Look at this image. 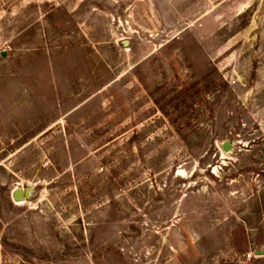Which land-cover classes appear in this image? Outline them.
<instances>
[{"label": "rangeland", "instance_id": "374dc122", "mask_svg": "<svg viewBox=\"0 0 264 264\" xmlns=\"http://www.w3.org/2000/svg\"><path fill=\"white\" fill-rule=\"evenodd\" d=\"M0 264H264V0H0Z\"/></svg>", "mask_w": 264, "mask_h": 264}, {"label": "water", "instance_id": "95a60500", "mask_svg": "<svg viewBox=\"0 0 264 264\" xmlns=\"http://www.w3.org/2000/svg\"><path fill=\"white\" fill-rule=\"evenodd\" d=\"M231 143L230 142H225L223 143V149L225 151H228L231 147ZM31 190L32 188H27L26 190H22L20 188L16 189L13 193V196L16 200H21V199H25V198H30L31 197Z\"/></svg>", "mask_w": 264, "mask_h": 264}, {"label": "bare ground", "instance_id": "6f19581e", "mask_svg": "<svg viewBox=\"0 0 264 264\" xmlns=\"http://www.w3.org/2000/svg\"><path fill=\"white\" fill-rule=\"evenodd\" d=\"M21 202V201H20Z\"/></svg>", "mask_w": 264, "mask_h": 264}]
</instances>
